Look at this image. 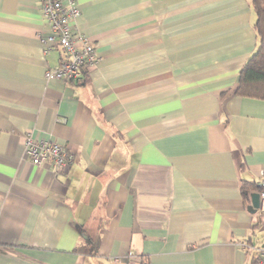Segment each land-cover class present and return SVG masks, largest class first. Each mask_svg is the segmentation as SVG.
I'll return each mask as SVG.
<instances>
[{
	"label": "crops",
	"instance_id": "0c3cea01",
	"mask_svg": "<svg viewBox=\"0 0 264 264\" xmlns=\"http://www.w3.org/2000/svg\"><path fill=\"white\" fill-rule=\"evenodd\" d=\"M78 3L99 59L66 82L39 0H0V264H264V99L234 91L251 1ZM28 137L69 168L32 164Z\"/></svg>",
	"mask_w": 264,
	"mask_h": 264
},
{
	"label": "built area",
	"instance_id": "2783aa9c",
	"mask_svg": "<svg viewBox=\"0 0 264 264\" xmlns=\"http://www.w3.org/2000/svg\"><path fill=\"white\" fill-rule=\"evenodd\" d=\"M44 18L49 25V34L43 37L44 51L60 48L62 57L55 67L46 70L48 79H61L70 82L80 78L82 72L97 65L99 56L91 38L79 31L76 26L81 15L78 0H39ZM26 154L32 164L40 166L51 164L54 173L64 172L71 163V156L66 148L50 140L27 139ZM260 206L264 214V164L260 169ZM264 252V246L261 248Z\"/></svg>",
	"mask_w": 264,
	"mask_h": 264
},
{
	"label": "trees",
	"instance_id": "16d2710c",
	"mask_svg": "<svg viewBox=\"0 0 264 264\" xmlns=\"http://www.w3.org/2000/svg\"><path fill=\"white\" fill-rule=\"evenodd\" d=\"M250 1L257 15L255 29L259 43L240 69L239 82L234 91L239 95L264 99V0ZM83 72L88 75L87 70ZM242 193L246 200L250 198L252 190L248 182L243 183Z\"/></svg>",
	"mask_w": 264,
	"mask_h": 264
},
{
	"label": "water",
	"instance_id": "95a60500",
	"mask_svg": "<svg viewBox=\"0 0 264 264\" xmlns=\"http://www.w3.org/2000/svg\"><path fill=\"white\" fill-rule=\"evenodd\" d=\"M252 204L250 206V209L255 212L259 206H260V193L259 192H254L252 193Z\"/></svg>",
	"mask_w": 264,
	"mask_h": 264
}]
</instances>
